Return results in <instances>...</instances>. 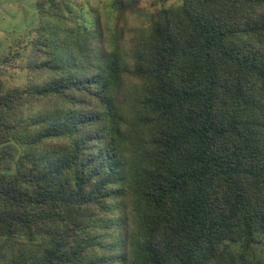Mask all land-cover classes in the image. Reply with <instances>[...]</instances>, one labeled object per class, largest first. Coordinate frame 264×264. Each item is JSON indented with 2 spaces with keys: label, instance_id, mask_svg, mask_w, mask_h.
Wrapping results in <instances>:
<instances>
[{
  "label": "trees",
  "instance_id": "16d2710c",
  "mask_svg": "<svg viewBox=\"0 0 264 264\" xmlns=\"http://www.w3.org/2000/svg\"><path fill=\"white\" fill-rule=\"evenodd\" d=\"M95 1L0 80V264H264V0Z\"/></svg>",
  "mask_w": 264,
  "mask_h": 264
},
{
  "label": "rangeland",
  "instance_id": "374dc122",
  "mask_svg": "<svg viewBox=\"0 0 264 264\" xmlns=\"http://www.w3.org/2000/svg\"><path fill=\"white\" fill-rule=\"evenodd\" d=\"M178 1L140 0L139 4L152 12ZM38 3L39 0H0V80L7 86H18L27 81V64L32 51L29 40L35 39L34 30L40 24ZM92 5L100 3L96 0ZM86 18L87 22L91 21L90 16ZM5 58H8L7 63H3L7 61Z\"/></svg>",
  "mask_w": 264,
  "mask_h": 264
}]
</instances>
